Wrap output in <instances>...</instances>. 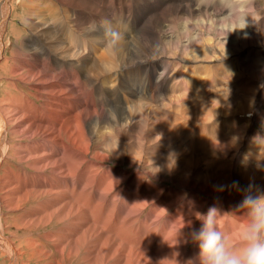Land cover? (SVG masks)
I'll return each instance as SVG.
<instances>
[{"label":"bare ground","instance_id":"obj_1","mask_svg":"<svg viewBox=\"0 0 264 264\" xmlns=\"http://www.w3.org/2000/svg\"><path fill=\"white\" fill-rule=\"evenodd\" d=\"M30 3L0 41L4 264H200L211 206L239 248L242 190L264 192V0Z\"/></svg>","mask_w":264,"mask_h":264},{"label":"clouds","instance_id":"obj_2","mask_svg":"<svg viewBox=\"0 0 264 264\" xmlns=\"http://www.w3.org/2000/svg\"><path fill=\"white\" fill-rule=\"evenodd\" d=\"M242 191L237 208L244 210L245 223L239 233V248L231 246L229 235L219 228L223 214L217 207L197 214L202 226L193 230L191 237L198 244L200 264H264V192L253 193L251 186Z\"/></svg>","mask_w":264,"mask_h":264},{"label":"rangeland","instance_id":"obj_3","mask_svg":"<svg viewBox=\"0 0 264 264\" xmlns=\"http://www.w3.org/2000/svg\"><path fill=\"white\" fill-rule=\"evenodd\" d=\"M3 1H5V0H0V27L3 26V23H4L5 27L3 29L4 30V32H3L4 33L3 34L4 37L1 38L0 41L1 42H4L3 44L6 46V47L3 48V53H5L9 57L10 56V53H11L10 49H12V47H15L19 43V40L16 38V34L15 33L16 32H22L24 34V36H27L30 33L29 32V29H28V25L25 24V21H27V22L32 21V20H27L26 19L27 17H29L28 16V10L30 8L29 5L31 3H30V0H25V1L24 0H8L9 1V4L10 3L11 4H10L9 14L7 15L8 12H6V6H5V3ZM31 1H33V0H31ZM32 3L34 4V2H32ZM1 6L2 7L4 6L3 9H5V10L1 9ZM42 9L45 10L44 8H42ZM71 18H72V16H70V19ZM5 19L6 20L8 19V21H6ZM34 22H35V20H33V23ZM6 25H8V26H6ZM86 25H88L89 27H90V25L89 24H84L83 29L84 30L86 29V32H87L89 28ZM80 29L81 28H78L77 30L72 31L70 37L68 38L69 39L68 40V46H71V47L73 46L72 48H74V49L75 48L77 49V47L74 46L76 44V42H79V40H81L80 43L81 42L83 43V37L85 38L84 31L83 30L80 31ZM73 40H75V41H73ZM15 42H16V44H15ZM87 47H88V45L86 44V48ZM53 56H56V54L53 53ZM1 57L2 56H0V64H2L4 62V60H5L4 57H2V58ZM38 60H39L38 63L40 65H44V66H47L49 68L52 67L53 69H55V71H57L59 69V66L58 65L62 64V60L60 59L61 60L60 61L59 59H56L55 57L48 58L47 60L45 58H39ZM47 61L50 62V63H48ZM15 63H19V62L16 61ZM10 65H11V63H10ZM52 65H54V66H52ZM131 78H133V79H131ZM6 79L7 78H4L3 79V83L0 86V94L1 95H4V93H5V90H4V89H6V87H4L5 86V82L6 83L7 82L9 83L11 81V78H9L8 81ZM138 79H140V78H136L132 73H130L127 76L126 80H125V84L134 89L135 86H136V84H137V82L140 81V80L142 81V78L140 80H138ZM131 85H133V86H131ZM140 86H141V84H140ZM140 86H138V88H136V89H139L140 90ZM16 92H17V94H20V92L18 90ZM234 221H235V219H233V224H234ZM0 252H1V250H0ZM7 260L8 259L6 257L0 258V264L6 263ZM187 261L189 263H191L192 262V259L189 258V259H187Z\"/></svg>","mask_w":264,"mask_h":264}]
</instances>
